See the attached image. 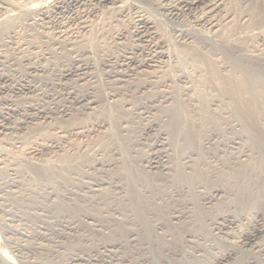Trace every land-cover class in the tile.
<instances>
[{"label": "rangeland", "instance_id": "obj_1", "mask_svg": "<svg viewBox=\"0 0 264 264\" xmlns=\"http://www.w3.org/2000/svg\"><path fill=\"white\" fill-rule=\"evenodd\" d=\"M121 1H123L124 7V9L122 10L105 7L100 8V6L98 5H89L88 7H85L84 10H86L81 13L82 15L85 14L82 17V19H84L83 23L79 22V13L69 16L62 13H58L59 15L57 13H52L50 15L51 17L49 16V19L47 18L41 20V22L40 20L36 21L32 17H29L28 13L26 15L25 12H20L19 14H17L18 16L16 15V18L14 17L13 19L9 20L10 23H8V21L5 22L4 25L2 24L0 26V61H2L0 62V71L2 73H7L6 75H9L8 77H11L10 75L14 76L15 79L14 77H11L13 78L12 80L20 81L26 78L27 74L30 72L31 69H29L28 67L34 66V64L39 69L42 67V70L40 69L38 70V72L36 71L37 75L34 78L35 90L33 89V92L23 96L12 95V93H8L6 95L9 98L5 95V97L9 99L7 102L11 103L13 107L18 108L19 110L21 109L20 113L17 116H12L13 119L11 120L14 121V123L12 124L13 128L10 129V131L6 130V134L4 133V131L0 132V250L4 251L5 249V251H7L8 253L10 252V255L13 252V264H76V262L72 260L73 257L82 258L80 261H78V264H92L94 260H97V262L100 260L99 264H109L107 262H101L103 261V258H105V256L103 255L107 254V247L105 248L103 247V245L111 241V239L113 240L114 237L117 239L120 237L116 235L113 237H108L101 234L99 235L98 232H93L88 227L79 228L75 232H70L68 234V232H64L63 220H55V217L61 211L59 209H69V207L77 206L82 203V199L79 196L82 195V193L84 192L79 189V184L81 181L88 180V177H95L101 174L97 165V160L99 158H108L110 157L109 154H111L112 151H123L124 148L125 150H129L130 147L132 149L140 151L141 153H146L148 151V147L142 144V142L144 141V137L146 138L149 135V137H151L154 132H157L159 129H163L170 120V118H172V116L175 114L176 109H181L185 111L187 110L186 112L189 113V120H193L194 122L191 121L192 124L196 125L194 126L196 128V139L190 148H186L187 150L191 149L189 153L186 152L189 154L190 157V162H188L187 164H190L193 167H199V170H201V174H199L198 177L201 178L202 181H204L205 183H209V186L214 185L215 183L216 185H219L222 180L223 182H221L220 186L223 187L225 185L224 182H226L229 178L227 172L229 167H235L237 164H240V166H236V168L238 167V170L240 169V173L242 171H249V168L246 167V169L245 165L243 164L244 159H247L248 154L252 155L254 152L253 157L256 160L258 152L261 153L264 150V148H262L263 144L259 145L260 143H258L255 134H252L251 131L247 129L245 122L240 120V118L235 113L234 109H232L228 97L219 89L222 76L230 78V76L228 75H231V79L250 80L253 84H255L258 90H261L262 93H264V71L258 70L251 62L252 58H258L260 56V58H264V31L261 30L260 32L252 33L253 35L251 34V37L250 35L247 36L246 39L245 36H243L240 39L241 42H238V45L240 46L239 51H230L229 49L222 47L220 43L216 41L214 42V40H212V38L208 35L204 36L205 34H202V32H199L197 30L196 32L195 29L192 28L193 22L190 21L191 17L189 15L179 14L172 16L167 14L166 11H163L164 8H161L159 6L160 0ZM127 4L129 7L127 6ZM226 5L229 9L231 8L232 10H236V3L234 0H227ZM234 7L235 9H233ZM243 8L246 9L245 6H243ZM139 13H143L142 15L147 19H151L150 21L152 22V24H154L153 26L158 40H162H159L162 44L161 46H164L163 49L165 48V52L169 53L168 55H171V57L166 54L167 56L161 62L162 64L159 63L158 67L147 68L144 69L143 72L127 73V70H124V67H120L119 65L124 63L123 58L127 55V52L134 50L133 46L134 44H136V41L134 40V37L132 35V29L134 28L135 15ZM72 21L73 23H70ZM60 22H63V24H61ZM185 27H187L188 29H193L192 34L194 33L191 37L192 40L190 39L188 42H182L183 40L179 39L178 37V30L186 29ZM56 31L59 32L56 33ZM62 31H69V35H71L70 33L76 35L78 40L77 43L75 42L69 44L68 40H66L67 36H69L68 33L66 34L67 36H62ZM117 33L123 36L122 39H120L121 41L115 38L118 35ZM199 33H201V35ZM252 38L254 39L252 40ZM247 39H250V42ZM128 41H130V43ZM131 42L134 43L132 44L133 46L131 45ZM191 43L197 46V51H194L192 49L190 50V46H193ZM241 43L244 45H242ZM66 45H68L69 47ZM206 49L208 50L207 52ZM200 50L203 51V53ZM34 52L36 54H32ZM133 52L134 55H136L135 57L137 58V60H143L144 52L142 53L140 51H137L136 49ZM195 52H198L199 55H196ZM194 54L196 56H194ZM25 55L27 56L26 58ZM14 57H16V60ZM31 59L33 60V62H31ZM73 59H81L80 62L85 63L87 65L88 78L83 81H78L74 76H70L65 81L63 80L62 82H59L56 76H58V74L61 73L62 70L64 72L68 68H71L75 62ZM115 63L117 64V66ZM42 64L45 67L42 66ZM245 65H248L250 69L246 68ZM8 68H11V70H9ZM151 69L153 71H151ZM157 69L160 71H158ZM240 70L242 73H240ZM117 71L127 73V75L129 74V76L123 78V81H118L116 80L118 77H113L114 73ZM233 73L235 75H233ZM256 74L259 75L257 76ZM156 75H158L159 77H156ZM252 78L254 81H252ZM257 78L260 79L257 80ZM144 79L145 81H143ZM141 81H143L144 83H142ZM258 81L259 83H256ZM60 83H63V85ZM125 84L126 88L124 87ZM161 84H164V86H162ZM194 86L196 88H194ZM259 86L261 87V89ZM185 87H187L189 90ZM182 90H184V93L181 92ZM87 91H91L92 94L94 93L95 95V98L97 100L94 105L95 107L93 108L95 110L78 109L74 106V104L71 102V99L68 97L69 93L73 95H82L88 93ZM73 92H75V94ZM91 92L89 93L91 94ZM41 93H43L42 96ZM44 93H46L47 95H45ZM192 94L194 95L193 97ZM164 100H167V103ZM181 100L184 101V103ZM1 101L2 100H0V112L3 111L7 106L6 102ZM193 102L195 103L193 104ZM210 102L211 104H209ZM54 103L59 105L56 106ZM190 103L192 105H190ZM29 104L33 108L44 109L46 111L45 116L47 115L48 118L37 117L38 120H32V123H30V120H27V124L22 127H19V125L15 123V121L19 122L20 120H22V114L33 112L25 109L28 107ZM180 104L182 105L180 106ZM221 104L223 107L220 106ZM215 105L219 106L215 107ZM55 106L57 108L60 107V109L64 108L65 110H67L66 113L62 114L61 117V113H55L57 112ZM48 108H50V110ZM191 108L194 109L193 112H190ZM23 109H25L26 111ZM259 113L260 116L256 119V125L260 135L264 138V110L260 111ZM154 117L157 119H155ZM240 121H242L243 123L241 122V124ZM149 122L151 123L153 131L147 136L145 134V129L149 128ZM19 129H21L22 131ZM143 130L145 133L143 132ZM204 131H206L205 134ZM223 144H225V147H223ZM232 144L236 147H234ZM127 145L128 147H126ZM166 146L171 150L169 144H167ZM229 146H232V148ZM222 148H224V150H222ZM99 152H101V154ZM231 152L233 153L231 154ZM199 157L202 158V160H200ZM214 157H216L217 160ZM218 157L220 158L218 159ZM195 158H197L198 161H196L197 159ZM186 159L187 158L181 159V162H183L182 160L186 161ZM254 159H252L251 161H253ZM93 163H96V166ZM215 163L218 164V166ZM212 164L214 167H211ZM216 168L218 169V171ZM111 169H109V171L107 172L112 173L113 170L119 171L120 167H111ZM184 169H186L185 171L190 170L188 169V167ZM146 171L147 176L149 173V177H152L153 175L155 176V178H153L155 183L164 184V180H162V178L156 177V173L158 172L155 171V169H146ZM219 171L221 173L218 175ZM184 178L185 177L180 174L177 176L176 180L181 182L184 180ZM251 178V180H253L255 179V176H253L252 174ZM174 180L175 179H169L166 183L169 185L171 184L170 188H172V185L173 187L177 186V188H179L178 186L181 184L176 183L177 181ZM119 181H117L119 185L124 184V178L121 180L119 179ZM226 186L227 184L225 185V187ZM102 187H104V190H106L107 188V190H111L110 196H108L109 201H107L106 203L107 208H104L103 210H106L104 214L114 215L113 211L109 210L107 212V210L110 208V205H116V201L122 202L123 197H121V195L123 194V189L120 191H117L118 189L114 190V187L112 185H103ZM63 193L66 195H64ZM196 194L198 195V193ZM196 194L193 192L189 193L188 191L183 190L179 195H175L173 199H170V205L176 204L178 208H182L181 206H183V208H188L191 207L192 203H196V205L200 206L201 200ZM111 195H113L114 197ZM233 196V192L227 193L225 195L223 193L219 200L216 199L211 202V208H208L209 210L205 209L206 211L204 210V212L201 209V214H207L209 213V211L215 213L219 211V209L226 210V208L227 210H234L232 203V198H234ZM85 201L89 203L88 200ZM216 202L218 206H214ZM84 204H81V206H84ZM49 206H51L53 209ZM57 206H59L60 208H57ZM85 206L88 205L85 204ZM206 206H208V204ZM206 206L204 205V207ZM26 214L28 215V217ZM51 218H54L53 221ZM13 221H15V223ZM23 221L26 222L23 223ZM41 222H43L44 224ZM48 223L50 224L48 225ZM251 224L252 222L250 220L243 221L240 230H249ZM13 226L14 228H12ZM59 226L63 230V235L61 233H57L58 231H62L60 230ZM17 229L19 230V232H17ZM56 230L58 231L56 232ZM201 230V232L208 234L207 229L204 227V225ZM57 234L60 235V237ZM48 235L49 237H47ZM117 242H120L121 244L120 247L118 246L114 249L115 251L117 250L116 252L114 251V254L121 258L126 257L124 258L126 261H122V264H137L138 262H143V264H151L150 258L152 257V255L150 254V249H147L146 246L139 249H135V242ZM218 245L221 250L227 247V245L223 242H219ZM144 251L146 253H144ZM205 255L207 258L204 260L203 264H213V255H211L209 252H207ZM0 262L2 261L0 260Z\"/></svg>", "mask_w": 264, "mask_h": 264}, {"label": "bare ground", "instance_id": "obj_2", "mask_svg": "<svg viewBox=\"0 0 264 264\" xmlns=\"http://www.w3.org/2000/svg\"><path fill=\"white\" fill-rule=\"evenodd\" d=\"M234 1L236 3V5H235L236 10H232L231 8L229 9L227 7V5H226L227 0H160L159 1V6L161 8H164L163 11H166L167 14L172 15V16L179 15V14H184V15L187 14V15H189L191 17L190 21L193 22V27L192 28L195 29V31L197 30L199 32H202V34H205L204 36L208 35L209 37L212 38V40H214V42L216 41V42L220 43L222 45V47L227 48L230 51H235V50L239 51V47L240 46L238 45V42L239 43L241 42L240 39L243 36H245V39H246V37L249 36V35L251 37L253 35L252 33L260 32L261 30L264 31V0H234ZM243 3H246V4H243ZM89 5H91V6L98 5V6H100V8L101 7H105V8L119 9V10L124 9L123 1H121V0H0V26L2 24L4 25L5 22H8L9 20L13 19L14 17L16 18L18 16L17 14H19L20 12L21 13L25 12L26 15L28 13L29 14L28 16L32 17L36 21L37 20L41 21V20H44V19H47V18L49 19V16L52 13H57V14L58 13H62V14L68 15V16L79 13L78 14V18L80 20L79 22L83 23L84 19H82V17L85 14L82 15L81 13L83 11H85L86 9L84 10V8L88 7ZM127 6H128V4H127ZM243 6H245L246 9H244ZM235 7L233 9H235ZM140 8H142V7H140ZM254 12H255V14H254ZM142 14L143 13H141V14L139 13V14L135 15L134 28L132 29L133 30L132 35L134 37V40L136 41V44L131 42V45L134 44V46L132 45L134 50L136 49L137 51H140L142 53L144 52V56H143L144 58H143L142 61H139L135 57L136 55H134V52H133L134 50L133 51H129V52L126 51L127 55L126 56L124 55L125 57L123 58L124 59L123 60L124 63L120 64L119 66L120 67H124V70L126 69L127 73L128 72H132V73L133 72H143L144 69L151 68V67H158L159 63H161L163 61V59L169 54V53L165 52V50H164L165 48L163 49L164 46L163 47L161 46L162 44L160 43V41H162V40H160V39H159L160 41L158 40L156 32H155V29H154V26H153L154 24H152V22L150 21L151 19L150 20L147 19ZM68 16H67V18H68ZM74 17H76V16H74ZM66 19H65V21H66ZM12 21H14V20H12ZM8 23H10V21ZM70 23H73V21L70 22ZM61 24H63V22ZM6 25H8V24H6ZM58 27H60V26H58ZM42 28H43V26H42ZM185 28L186 29L178 30L179 31L178 37H179V39L183 40L182 42H188L190 39L192 40L191 37L194 34V33L192 34V30L193 29H190V28L188 29L187 27H185ZM57 32H59V31H56V33ZM68 32L69 31H67V32L62 31V33H63L62 36L66 35ZM70 34L71 35H69V33H68L69 36L66 35L67 36L66 40H68L69 44H72V43H75V42L77 43V41H78L77 40V36L73 35L72 33H70ZM129 34H131V33H129ZM195 34H197V33H195ZM199 34L201 35V33H199ZM129 36H131V35H129ZM122 37L123 36H121V34H118L115 38L120 40V39H122ZM253 39L254 38H252V40ZM260 39H261V37H260ZM248 41L250 42V39ZM128 42L130 43V41H128ZM191 44L193 45V43H191ZM68 45H66V46H68ZM242 45H244V44H242ZM196 48H197L196 45H193L192 47L190 46V50L192 49L194 51H197ZM224 48H222V49H224ZM203 49H205V48H203ZM242 49H244V48H242ZM76 50H75V54H76ZM207 51L208 50L206 49V52ZM167 52H169V51H167ZM198 52L197 53L195 52L196 55L198 54ZM201 52L203 53V51H201ZM32 54H36V53L34 52ZM196 55L194 54V56H196ZM253 55H254V53H253ZM168 56L171 57V55H168ZM258 56H260V55H258ZM26 57L27 56L25 55V58ZM37 57H39V56H37ZM260 57L252 58L251 62L258 70L264 71V58H260ZM14 58L16 60V57H14ZM227 59H228V57H227ZM80 60L81 59L74 60L75 62H74L73 66L71 68H68L64 72L62 70L61 73H59L58 76H56L58 81L59 82H62L63 80L65 81L70 76L71 77L74 76L78 81H83L86 78H88L87 77L88 76L87 65L85 63L80 62ZM109 61H111V60H109ZM0 62H2V61H0ZM31 62H33V60ZM36 63H38V62H36ZM165 65H167V64H165ZM42 66H44V65L42 64ZM116 66H117V64H116ZM247 66H246V68L250 69V67L249 66L247 67ZM231 67H233V66H231ZM11 68H13V67H11ZM11 68L10 69L8 68V69L11 70ZM28 68L31 69V70H30V72L28 70L29 73L27 72L28 73L27 77L22 79V80H20V81L12 80L13 78H11V77H14V76L10 75L11 77H8L9 75L7 76L6 75L7 73L4 74V73H2L0 71V100L6 102V105H7L5 107V109L0 112V132L4 131V133H5V132H7L6 130L10 131V129L13 128L12 124L14 123V121L11 120V119H13L12 116H15V115L17 116L20 113V110H21V109L19 110L16 107H13L11 105V103L7 102L9 99H7L5 97V95L8 94V93L9 94L12 93V95H22L23 96V95H26L28 93L33 92V89H34V78L37 75L36 71L38 72V70H40L42 67L39 69L34 64V66H31V67H28ZM223 69H221V70H223ZM257 69H255V70H257ZM151 71H153V70L151 69ZM158 71H160V70H158ZM127 73H124L122 71H117V72L114 73L113 77H118L116 80L123 81V78L129 76V74L127 75ZM240 73H242L241 70H240ZM95 75H97V74H95ZM131 75H133V74H131ZM233 75H235V74L233 73ZM157 76L158 75H156V77ZM228 76H230V78L222 76L221 82H220V85H219V89L222 91V93H224L228 97L229 103L232 106V109H234L235 113L240 118V120L245 122V124L247 126V129L249 131H251L252 134L253 133L255 134L258 143H260L259 145L263 144L262 148H264V138L260 135V133H259V131L257 129V125H256V119L259 118V116H260L259 112L264 110V93H262L261 90H258L256 88L255 84H253L250 80H247V79H231L232 76L231 75H228ZM219 77H221V76H219ZM107 78H108V76H107ZM260 78H257V80L260 79ZM14 79H15V77H14ZM50 81H51V79H50ZM143 81H145V79ZM143 81H141V82L144 83ZM155 81H157V80H155ZM252 81H254L253 78H252ZM256 83H259V81L256 82ZM60 84L63 85V83H60ZM116 84H117V82H116ZM162 86H164V84ZM213 86H215V85H213ZM124 87L126 88V84H125ZM187 87H185V88H187ZM176 88H178V87H176ZM176 88H175V90H176ZM194 88H196V87L194 86ZM60 89H62V88H60ZM260 89H261V87H260ZM75 92H73V93L75 94ZM89 92H91V91H89ZM89 92L85 93V94H82V95H73V94L69 93L68 94L69 96L68 95L67 96L71 99V102L74 104V106L76 108L84 109V110L85 109L86 110L87 109L95 110L93 108L95 107L94 105L97 102V100L95 98L94 93L92 94V92H91V94H90ZM117 92H118V90H117ZM181 92L184 93V90H182ZM199 92H200V90H199ZM83 93H84V91H83ZM182 93H180V94H182ZM42 94L43 93H41V96H42ZM44 94L47 95L46 93H44ZM194 94H196V93H194ZM38 96H40V95H38ZM111 96H114V95H111ZM193 96L194 95L192 94V97ZM28 97H30V96H28ZM56 98H57V96H56ZM113 98H115V97H113ZM185 100H186V98H185ZM199 100H197V101H199ZM56 101H58V100H56ZM187 101H188V99H187ZM220 101H222V100H220ZM52 102H55V101H52ZM182 102L184 103V101H182ZM195 102H193V104ZM223 102H225V101H223ZM216 103H218V102H216ZM209 104H211V102ZM222 104L220 106H222ZM55 105L57 106L59 104H55ZM66 105H68V104H66ZM181 105L182 104H180V106ZM190 105H192V104L190 103ZM56 106H55V108L57 109L56 110L57 112H55V113H61V117H62V114H65L67 110H65L64 108L60 109V107L57 108ZM216 106L217 105H215V107ZM50 108H48V109L50 110ZM200 108H201V106H200ZM25 109L28 110V111H33V112L24 113V111H23L24 114L21 115L22 120H20L19 122L15 121V123H17L19 125V127H22L25 124H27L26 123L27 120L28 121L30 120V123H32L31 122L32 120H35V119L38 120L37 117H40V118L41 117L42 118L47 117V115L45 116L46 111L44 109L33 108L32 106H30V104ZM25 109H23V110H25ZM184 109H185V107H184ZM51 110H53V109H51ZM193 110L194 109L191 108L190 112H193ZM201 110H202V108H201ZM186 111L185 110H181V109H178V110L176 109L175 114L172 116V118H170V120L168 121L166 126L165 127L163 126L164 127L163 129H159L157 132H154V134H152L151 137H149L150 136L149 134H151L153 129H152L151 123L149 122L150 126H149V128L145 129L146 133L143 130V132L147 136L149 135L146 138L144 137V141H143L144 143L142 142V144H144L145 146L148 147V151L146 153H143V152L141 153L140 151L132 149L130 147L129 150H125V148H124L125 151L124 150L123 151H119V150L112 151L111 150L112 153L109 154L110 157H108V158L107 157H102V158H99V159L97 158L98 159L97 160V165H98V169L100 170L101 174L99 176H95V177L94 176L93 177H88L89 178L88 180L80 182L79 189L84 192V193H82V195L79 194L80 195L79 197H81V199H82V203H80V205H77V206H73L72 205L73 207H69V209H65V210L64 209H59L61 211L55 217V220H58V221L61 220V219L63 220L64 232H68V234L70 232H75L79 228L88 227L93 232L94 231L98 232L99 235L101 234V235H105V236H108V237H111V236L113 237V236L116 235V236L120 237L118 239L114 237L113 240L110 238L111 241H109L108 243L103 245V247H105V248L107 247L106 248L107 254H105V255L102 254L103 256H105V258H103V261H101V262H107L109 264H122V261H126L124 259L126 257L121 258V257L117 256L116 254H114V251H115L114 249L117 248L118 246L120 247L121 243L117 242V241H121V242L122 241H126V242L129 241V242H135L134 243V245L136 244V246H135L136 248L135 249H139V248H142L144 246H146L147 249H150V254L152 255V257L150 258L151 259L150 260L151 264H197V263L198 264H200V263L203 264L204 260L207 258L206 255H205L207 252H209L211 255H213V260H214L213 264H264V242H262V241H264V186H263L264 185V170H263L264 169L263 168L264 167V155H263L264 154V152H263L264 150L261 153L258 152L256 160L253 157L254 152H253L252 155H249L247 153L248 154L247 159H244L243 164L245 165V168L246 167L249 168V171H242L240 173L239 172L240 169L238 170V167L236 168V166L237 165L240 166V164H237L235 167L234 166L229 167V165H228L229 168H228L227 172H228V175H229L228 177L229 178H228V180L226 182H224L225 185L227 184V186H226L227 188L225 187V185L223 187L220 186L221 182H223L222 180H221L220 184L218 183L219 185H216V183H215L214 185H210L209 186V183H205L204 181H202L201 178L198 177V175L201 174V170H199V167H193L192 165H190V164L188 165L187 164L188 162H190L189 161L190 157H189L188 153H189V151L191 149L187 150L186 148H190L192 146V144L194 143L195 139H196L195 138V130H196V128L194 127L196 125L192 124L191 121H193V120H191V121L189 120L190 119V118H188L189 113H187ZM216 114H217V111H216ZM167 115H168V113H167ZM19 116H18V118H19ZM206 116H207V114H206ZM226 117H225V119H226ZM155 119H157V118H155ZM161 121H162V119H161ZM242 121H240V123ZM197 122H199V121H197ZM226 122H228V121H226ZM231 124H232V122H231ZM19 130H21V129H19ZM205 133H206V131H204V134ZM212 137H213V135H212ZM202 138H204V137H202ZM142 140H143V138H142ZM55 143H56V141H55ZM205 143H207V142H205ZM167 144L170 145L171 150L166 146ZM224 145L225 144H223V147H225ZM104 147H105V145H104ZM126 147H128V145ZM229 147L232 148V146H229ZM234 147H236V146H234ZM122 149H120V150H122ZM126 149H128V148H126ZM199 150H200V148H199ZM222 150H224V148H222ZM240 150H242V149H240ZM193 151H194V149H193ZM186 152H188V153H186ZM243 152H245V151H243ZM256 152H257V150H256ZM99 153L101 154V152H99ZM200 153H202V152H200ZM232 153L233 152H231V154ZM211 156H214V155H211ZM185 158H187L186 161L182 160L183 162H181V159H185ZM191 158H193V157H191ZM197 158H195V159H197ZM214 158L217 160L216 157H214ZM219 158L220 157H218V159ZM222 158H224V157H222ZM252 159H254L255 161L254 160L251 161ZM86 160H88V159H86ZM200 160H202V158H200ZM196 161H198V159ZM225 161H227V160H225ZM246 161H248V162H246ZM228 162H229V160H228ZM220 164H222V163H220ZM216 165L218 166V164H216ZM117 166L120 167L119 171H114L113 170L112 173H108L107 172V171H109V169H111V167L115 168ZM187 167H188V169H190L189 171L188 170L185 171L186 169H184V168H187ZM211 167H214L213 164H212ZM221 168H222V166H221ZM146 169L147 170H154L155 169V171L158 172V173H156V177L162 178V180H164V184L155 183L154 179H153V178H155V176L153 175L152 177H149L150 173L147 176L146 175V173H147ZM242 170H243V168H242ZM111 171H112V169H111ZM217 171H218V169H217ZM220 173L221 172L219 171L218 175ZM180 174H182L185 177L184 180L181 181V182L176 180L177 176L180 175ZM252 174H253V176H255V179H253V180H251L252 179L251 178ZM84 177H86V176H84ZM123 178H124V184H122L123 185L122 186V185H119V183L117 181H119V179L121 180ZM150 178H152V179H150ZM169 179L170 180L171 179H175L174 181H177L176 183L181 184V185L178 186L179 188H177V186L173 187V185H172V188H170L171 184L169 185V184L166 183ZM215 179H213V180H215ZM83 180H84V178H83ZM209 181H211V180H209ZM210 183H212V182H210ZM103 185H106V186L107 185H112L114 187V190L118 189L117 191H120V190L123 189V191H122L123 194L121 195V197H123L122 198V202L116 201V205H114V206L110 205V208L107 210V212L109 210L113 211L114 215H112V214L111 215H105L104 214V212H106V210L105 211H103V210H104V208H107L106 207V205H107L106 203H107V201H109L108 196H110V191L111 190H107L108 188L106 190H104L103 189L104 187H102ZM108 187H110V186H108ZM183 190L184 191H188L189 193L190 192H193L195 194L198 193V195L197 194L196 195L199 196V198L201 200L200 206L196 205V203L195 204L192 203L191 207H188V208L187 207L183 208V206H181L182 208H178L176 204L170 205V199H173V197L175 195H179ZM61 192H63V191H61ZM231 192H233V195H234L233 196L234 198H232L233 199L232 203H233L234 210L231 211V210H227V208H226V210H220L219 209V211H217L215 213L209 211V213H207V214H203V215L201 214L202 210L204 211L205 209L211 208V202L212 201H214L216 199L219 200L223 193L225 195V194L231 193ZM64 193H66V192H64ZM117 193H115V194H117ZM64 195H66V194H64ZM111 196H113V195H111ZM84 199L88 200L89 203H87ZM58 202H59V200H58ZM84 203L86 205H88V206H85ZM3 204H4V202H3ZM81 204H84V206H81ZM108 204H109V202H108ZM207 204H208V206H206ZM204 205L206 207H204ZM111 206H113V207H111ZM214 206H218L217 202H216V204ZM49 207H51V206H49ZM58 207L59 206H57V208ZM212 207H213V205H212ZM218 208H220V207H218ZM37 209H39V208H37ZM56 213H58V212H56ZM27 217H28V215H27ZM43 218H44V216H43ZM53 219H52V221H53ZM245 220L246 221L250 220L252 222V224H251V227H250L249 230L242 231V230H240V227H241L242 222L245 221ZM41 221H42V219H41ZM13 222L15 223V221H13ZM24 222H26V221H23V223ZM41 223H43V222H41ZM49 224L50 223H48V225ZM57 224H59V223H57ZM202 224L207 229V233L208 234H206L204 232H201L202 231L201 228L203 227ZM12 228H14V226ZM19 228H22V227H19ZM59 228H60V226H59ZM59 228H57V229H59ZM38 230H40V229H38ZM60 230H62V229L60 228ZM57 231L58 230H56V232ZM79 231H81V230H79ZM10 232H12V231H10ZM17 232H19V230ZM62 232H63V230L61 232L58 231L57 233L58 234H60V233L62 234ZM39 234H40V232H39ZM95 235H97V234H95ZM12 236H13V234H12ZM41 236H42V234H41ZM58 236L60 237V235H58ZM47 237H49V235ZM219 242L225 243L227 245V247L221 250L219 245H218ZM132 248H133V246H132ZM137 251H139V250H137ZM9 253L7 251H5V249H4V251L0 250V260L2 261V262H0V264L1 263H3V264H11L14 261V258H12L13 257V255H12L13 252L11 253V255ZM144 253H146V252L144 251ZM103 256H101V257H103ZM14 257H16V256H14ZM145 258H146V256H145ZM81 259L82 258L73 257L72 260L74 262H76V264H78V261H80ZM99 261L97 262V260H94V262L92 264H99ZM137 264H143V262H138Z\"/></svg>", "mask_w": 264, "mask_h": 264}]
</instances>
